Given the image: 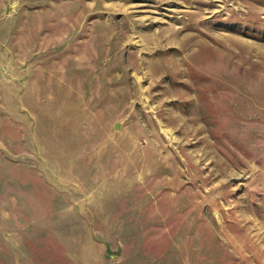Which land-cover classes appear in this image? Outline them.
Returning a JSON list of instances; mask_svg holds the SVG:
<instances>
[{
	"label": "rangeland",
	"instance_id": "1",
	"mask_svg": "<svg viewBox=\"0 0 264 264\" xmlns=\"http://www.w3.org/2000/svg\"><path fill=\"white\" fill-rule=\"evenodd\" d=\"M0 264H264V0H0Z\"/></svg>",
	"mask_w": 264,
	"mask_h": 264
},
{
	"label": "bare ground",
	"instance_id": "2",
	"mask_svg": "<svg viewBox=\"0 0 264 264\" xmlns=\"http://www.w3.org/2000/svg\"><path fill=\"white\" fill-rule=\"evenodd\" d=\"M154 42H156V41H154Z\"/></svg>",
	"mask_w": 264,
	"mask_h": 264
}]
</instances>
